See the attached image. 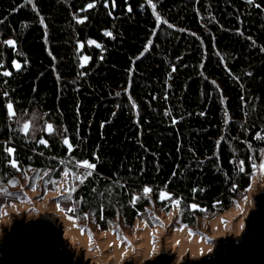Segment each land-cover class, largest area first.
<instances>
[{
    "label": "trees",
    "instance_id": "obj_1",
    "mask_svg": "<svg viewBox=\"0 0 264 264\" xmlns=\"http://www.w3.org/2000/svg\"><path fill=\"white\" fill-rule=\"evenodd\" d=\"M258 134L264 0H0V186L90 171L79 223L120 234L180 199L177 225L194 229L249 190Z\"/></svg>",
    "mask_w": 264,
    "mask_h": 264
},
{
    "label": "rangeland",
    "instance_id": "obj_2",
    "mask_svg": "<svg viewBox=\"0 0 264 264\" xmlns=\"http://www.w3.org/2000/svg\"><path fill=\"white\" fill-rule=\"evenodd\" d=\"M255 162L257 167L254 169L251 187L227 212L212 218H202L191 229L177 225L180 206L178 209L174 207L170 213L154 206L146 215L149 221L139 220L133 230L120 234L115 229L98 230L91 215L84 223H79L78 220L68 218L73 216L72 213L61 211L62 208L72 206L70 201L62 198L61 193L64 188L76 185L77 180L73 175L55 179L48 172L29 170L16 180L18 184L15 186L10 183L4 185L11 193L23 191L26 195L17 199L0 197L8 205L0 207V244L16 221L25 219L30 222L45 217L63 229V238L68 248L77 256H83L88 264H146L163 253L171 255L174 264L199 261L212 255L220 240H238L245 232L247 220L256 210L255 198L264 192V169L259 167L264 163L262 151L255 156ZM83 171L68 169V172L76 174ZM49 179L61 180L62 184H49ZM13 204L14 207L11 206ZM114 226L121 229L123 223L117 221ZM190 232L193 234L190 235Z\"/></svg>",
    "mask_w": 264,
    "mask_h": 264
},
{
    "label": "water",
    "instance_id": "obj_3",
    "mask_svg": "<svg viewBox=\"0 0 264 264\" xmlns=\"http://www.w3.org/2000/svg\"><path fill=\"white\" fill-rule=\"evenodd\" d=\"M246 229L238 240H220L215 252L199 261L182 264H264V192L256 198ZM0 264H88L68 248L63 229L50 219L16 221L0 244ZM131 264V263H126ZM146 264H174L163 253Z\"/></svg>",
    "mask_w": 264,
    "mask_h": 264
},
{
    "label": "snow or ice",
    "instance_id": "obj_4",
    "mask_svg": "<svg viewBox=\"0 0 264 264\" xmlns=\"http://www.w3.org/2000/svg\"><path fill=\"white\" fill-rule=\"evenodd\" d=\"M88 7H93V5L92 4H89ZM130 10L131 9H129V11ZM109 35H110V33H109ZM6 43L9 44L10 46H14L15 41L9 40ZM81 47H83V45H81ZM87 59L88 58L85 57V62H87ZM15 67L16 68H19L20 65L19 64H16ZM10 74L11 73H7V72L5 73V75H10ZM7 108L9 110V115L10 116H15V112L12 111V104H8L7 105ZM30 124H31V121L24 123L23 124V127H22V130L27 133L28 130H29ZM46 129H47L48 132H52L53 131L52 126L50 124L49 125H46ZM255 138L256 139H264V137H261L259 134ZM40 143H46V141L41 140ZM65 143H68V142L65 141ZM69 147H71L70 144H69ZM5 151L10 156L14 155V153H15V149H13V148H6ZM262 155H264V151H262ZM250 161H251V167L253 169H255L257 167V164H256L255 160L250 157ZM239 163L241 165V171H243V161H240ZM10 164H11L12 167L17 168V170H19V165H18V163L15 160H11L10 161ZM77 167H84L86 169H93L95 167V165L92 164V163L83 162L82 164H77ZM259 167L261 169H264V163L260 164ZM44 175H48V174L47 173H44ZM69 175H73L76 180H78L80 183H83L84 180H86L89 176H91V172L89 171V172H87L85 174H82V175L81 174H76V173H70L68 171H65V172L62 173V177L63 178H67ZM32 179L34 180L35 177H33ZM9 183L12 184L13 186H15L16 184H18V181H16V180H9ZM48 183L49 184H52V185H60V184H62V181L61 180L49 179ZM30 187H31V184H30ZM75 191H76V185L75 184L70 185L67 188H64L63 191H62V193H61L62 198L66 199V200H68V201H70L72 203H75V201H72V193L75 192ZM143 191H144V194L147 195L148 193H150L152 191V189L145 188ZM25 195L26 194L23 191L20 192V193H11V192H9V190H8V188L6 186H0V197L17 199V198H23ZM159 196H160V199L162 201L163 200H172L171 194H168L166 192H161L159 194ZM137 199H139V198L138 197H133L132 202L135 203V201ZM172 203H173V206L178 209L179 206H180V199L172 200ZM6 206H8V205L5 204L3 202V200H0V207H6ZM11 206L14 207L15 205L13 204ZM57 206L59 207V203L57 204ZM189 207L193 211H196V210L204 211L203 209H199V206L197 204H191ZM61 211H67L69 213H74L75 212V208L74 207L62 208ZM4 214L7 215V213H4ZM138 215H139V213H138ZM68 218L70 220H74V221L77 220V219H79V217H74V216H69ZM84 218L87 219L88 218L87 215H85ZM101 219H103V216H101ZM156 219L158 220L159 218L157 217ZM146 226H147V224H146ZM180 230L182 231L183 228H181ZM82 231H85V230L82 229ZM189 234L192 235L193 233L190 232Z\"/></svg>",
    "mask_w": 264,
    "mask_h": 264
}]
</instances>
